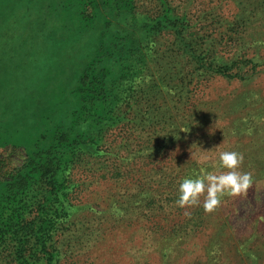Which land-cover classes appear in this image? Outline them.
I'll use <instances>...</instances> for the list:
<instances>
[{"label": "rangeland", "instance_id": "rangeland-1", "mask_svg": "<svg viewBox=\"0 0 264 264\" xmlns=\"http://www.w3.org/2000/svg\"><path fill=\"white\" fill-rule=\"evenodd\" d=\"M109 1L0 0L1 95L9 89L6 100L25 99L28 85L48 90L44 100L30 93L43 102L29 112L0 121V179L60 129L82 133V142L100 152L69 150L62 159L58 178L77 185L78 209L57 222L52 215L53 263L264 264V0H123L117 18L103 10ZM160 20L183 30L203 67L187 62L173 28ZM104 21L110 25L103 34ZM118 29L131 36L122 56L148 55L109 69L106 81L115 89L127 78L108 112L100 100L82 103L67 94L100 42L118 38ZM209 62L238 65L217 73ZM181 78L194 79L181 88ZM126 110L131 121H115ZM156 132H165V146L134 157L137 136ZM224 151L243 154L239 170L253 176L247 194L223 197L213 213H205L204 196L199 206L175 208L184 178L227 171L219 161ZM161 202L164 227L153 228L147 216ZM45 203L49 211L58 207ZM32 214L41 215L39 232L50 218L40 206ZM34 253L31 262H45ZM0 264H19L4 245Z\"/></svg>", "mask_w": 264, "mask_h": 264}, {"label": "trees", "instance_id": "trees-1", "mask_svg": "<svg viewBox=\"0 0 264 264\" xmlns=\"http://www.w3.org/2000/svg\"><path fill=\"white\" fill-rule=\"evenodd\" d=\"M125 4L123 0H112L107 4H103V10L106 11L107 14L117 18L121 16V8ZM146 22L150 23V20L148 19ZM158 23L173 28L174 36L179 40V45L182 48L181 54L186 55L187 62H192L193 68L204 66V64L200 63L201 53L197 52V48L192 41L185 40L186 38L183 35L182 29H178L174 25L172 27L170 25L171 20L169 22L160 20ZM109 25L108 21L107 23L104 21V28H102L103 34L109 29ZM134 27L136 28L137 24H135ZM153 29H155L154 25ZM129 31L130 30L122 32L119 30L121 33L118 38L115 37L106 43L104 41L100 42V53L85 65L79 76L78 82L74 85V89L67 95L76 97L82 103L100 100L103 104L108 105V112L113 111V105H116L120 95L119 93L115 97L114 92L126 83H122V81L127 78V73L123 74L121 82L118 84L117 89H115L113 84L107 83L106 81L107 72L111 67L117 64L123 63V66H126L133 61H141L142 59L143 62L148 55V53H145L136 58H128L121 55V52L128 47L126 42L128 39L129 42L131 40V36H128ZM239 59L238 62L241 61ZM238 62H236V64L228 62H224V64L209 62L208 66H213L212 69L219 73L225 72L231 68H236ZM193 79L194 78H190L186 81L181 78L178 84L181 88L188 87V85L193 82ZM107 85L112 87L109 88ZM35 90L39 91L38 94L42 96V100H44L46 96L44 93H48V90L42 91V89H39V86L31 87V85H28L27 98L18 97L16 100L13 99V97L10 100H6L11 96L7 93L9 89L4 91L3 96L1 95L0 89V121L7 115L9 117H20L25 111L29 112L34 108V105L43 102H40V97H34V95L30 94ZM41 92L43 95H41ZM70 99H72V97H70ZM75 108H77V106ZM130 109H133V107H130ZM128 115L129 113L126 110V112H123L114 119L117 122L125 120L131 121ZM149 118L150 117H147V119ZM84 137L85 135L82 133L73 135V133L71 134V132L65 129H60V131L52 137L51 142L39 147L36 146L30 151L28 150L20 166L14 168L6 177L0 179V245H4V250H8L10 255L13 256V260H18L19 264H35L30 261L33 256H36L34 253L35 251H39L41 256L44 254L46 258L45 262H38V264L57 263V261L53 263V260H51L53 257L50 251L51 245H48L52 240V234L57 225L55 224L51 230V226L54 223L52 221L53 216L56 217L57 222L60 219L62 220L68 217L75 209H78L77 205L73 203L72 200L73 189L77 185L63 183V181L58 178L62 159L69 150L73 151V154L78 152L77 156L83 157L85 155L94 157L99 155L98 153L100 152L99 148L96 149V147H93L94 145L92 146L82 142ZM166 138L165 132L161 134L156 132V134L139 135L135 141H137L136 145L139 144L140 147L135 150L134 147H132V155L134 157L140 156L141 153L146 155V151L148 150L151 151V153L148 154L149 156L154 155V151L165 146L164 143L166 142ZM118 172L122 173L119 169ZM30 194L34 197V200L28 199V195ZM47 201L54 202L53 204L56 206L58 205V207L49 211L48 208L50 205L46 206L47 203H45ZM39 206L43 208L44 215L50 219L45 222L44 226L39 228V232H35L36 219L41 215L32 213L39 210ZM174 207L181 210L177 205ZM165 208L167 207L164 205V202H161L156 212L147 216V219H152L151 223H153V228L156 226L164 227L161 221L165 220L167 216ZM153 217H158V219L153 220ZM163 237L165 236L163 235ZM33 238V245H35V247L29 245Z\"/></svg>", "mask_w": 264, "mask_h": 264}, {"label": "clouds", "instance_id": "clouds-1", "mask_svg": "<svg viewBox=\"0 0 264 264\" xmlns=\"http://www.w3.org/2000/svg\"><path fill=\"white\" fill-rule=\"evenodd\" d=\"M168 91V89H164ZM184 131V130H182ZM244 156L237 151H224L219 154L220 166L227 171L215 174L201 170L196 178H184L179 184V198L176 204L180 208L200 205V197L204 196L205 213H213L222 202L223 197H239L246 195L253 185L250 172L240 171ZM190 216V213L185 212Z\"/></svg>", "mask_w": 264, "mask_h": 264}]
</instances>
